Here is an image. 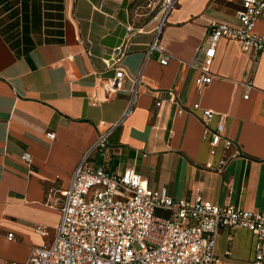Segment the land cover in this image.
<instances>
[{"label":"crops","instance_id":"0c3cea01","mask_svg":"<svg viewBox=\"0 0 264 264\" xmlns=\"http://www.w3.org/2000/svg\"><path fill=\"white\" fill-rule=\"evenodd\" d=\"M163 5L0 0V264L22 263L34 247L54 241L61 210L50 205L87 153L114 173L135 168L175 198L200 195L264 212V52L223 38L210 83L199 85L202 65L191 66L204 59L212 21L240 25L242 0H178L159 39L171 55L167 64L157 50L148 57ZM255 29L264 34V12ZM118 68L123 86L110 92L105 84ZM220 123L233 145L221 142L213 154L210 137ZM114 125L102 155L95 144ZM255 244L252 231L223 228L219 264H252Z\"/></svg>","mask_w":264,"mask_h":264},{"label":"built area","instance_id":"2783aa9c","mask_svg":"<svg viewBox=\"0 0 264 264\" xmlns=\"http://www.w3.org/2000/svg\"><path fill=\"white\" fill-rule=\"evenodd\" d=\"M177 2L164 0L163 17L148 49V57L152 51H159L162 64H167L171 55L159 44V39L166 17ZM263 12L264 0H242L238 27L216 21L210 23L204 59L191 64L193 67L202 65L203 72L197 79L199 85L212 81L210 66L221 39L238 40L244 51L264 52V34L255 29ZM119 51L120 55L124 54L121 48ZM125 76L124 69L118 68L105 88L110 92L122 89ZM170 93L173 95V91ZM138 94L137 81L131 91L129 110ZM161 104L162 101L157 102V106ZM211 113L204 111L206 116ZM115 126L102 134L95 144L102 155ZM48 136L54 138L55 133H48ZM221 142L226 148L233 145L224 136L223 123L211 133L213 154ZM89 156L90 153L84 155L73 172L69 187L60 191L61 198L50 205L59 206L61 210L54 241L34 247L24 262L14 264H219L215 246L225 227L252 231L256 237L252 264H264V212L234 205L219 206L200 195L193 200L175 198L166 187H150L133 167L126 168L123 173H114L104 164L92 162ZM22 158L27 163L31 161L28 152ZM226 163L227 160L222 159L220 167ZM159 210L168 215H158ZM41 230L45 233V229ZM8 237L12 239L13 233Z\"/></svg>","mask_w":264,"mask_h":264},{"label":"rangeland","instance_id":"374dc122","mask_svg":"<svg viewBox=\"0 0 264 264\" xmlns=\"http://www.w3.org/2000/svg\"><path fill=\"white\" fill-rule=\"evenodd\" d=\"M158 215H164L161 211H157Z\"/></svg>","mask_w":264,"mask_h":264}]
</instances>
